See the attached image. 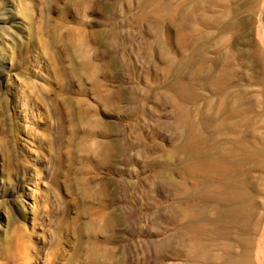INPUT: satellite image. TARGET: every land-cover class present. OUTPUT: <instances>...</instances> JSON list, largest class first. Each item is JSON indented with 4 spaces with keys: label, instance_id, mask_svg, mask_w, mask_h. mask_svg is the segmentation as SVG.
<instances>
[{
    "label": "rangeland",
    "instance_id": "374dc122",
    "mask_svg": "<svg viewBox=\"0 0 264 264\" xmlns=\"http://www.w3.org/2000/svg\"><path fill=\"white\" fill-rule=\"evenodd\" d=\"M88 1L0 0V264L198 263L176 253L187 223L177 208L188 200L199 205L189 199L196 181L182 170L190 158L180 147L190 121L207 147L224 136L214 125L218 112L200 116L205 99L216 103L218 97L195 75L204 61L199 54L213 60L217 54L206 46L226 39L225 56L238 52L225 70L230 91L242 92L247 117L263 121L264 0L253 13L240 9L251 0ZM234 19L241 27L218 35V27ZM78 30L97 68L95 83L78 71L82 62L69 49ZM252 50L254 56H246ZM189 57L195 69L182 66ZM192 93L201 97L197 103ZM84 110L92 130L81 122ZM261 121L258 134L264 133ZM91 142L108 147L84 150ZM258 174L253 180L264 189ZM254 201L264 228L263 191ZM259 238L254 261L264 264V230Z\"/></svg>",
    "mask_w": 264,
    "mask_h": 264
},
{
    "label": "bare ground",
    "instance_id": "6f19581e",
    "mask_svg": "<svg viewBox=\"0 0 264 264\" xmlns=\"http://www.w3.org/2000/svg\"><path fill=\"white\" fill-rule=\"evenodd\" d=\"M208 2H209V4H211L210 1H208ZM213 2H216V1H213ZM217 3L220 4V2H217ZM203 4H205V3H203ZM159 5H160V8H162L161 4H159ZM221 5L223 6V4H221ZM257 5H258V0H251L250 2H247L242 7H240V9H243L246 12H250V13L252 12L253 13L256 11ZM207 6H208V4H207ZM194 11H195V8L194 9H186L187 13H185V15L188 14L187 16H191L194 13ZM183 14H182V16H183ZM195 17L197 18V15ZM212 17L213 16H211V18ZM183 18H185V17H183ZM193 18H194V16H193ZM224 18H226V17H224ZM220 20H223V18H221ZM200 22H198V23H200ZM221 22L222 21H220V23ZM211 23H213V22H211ZM220 23H217V25ZM225 24H227V23H225ZM215 25H216V22H215ZM197 26L199 27V25H197ZM203 26H204V24H203ZM210 26H212V25L210 24ZM240 27H241V23H239V20H235L234 23H232L230 25H224V26L218 27V32H219L218 35L223 34L224 32L231 30L232 28L235 29L234 31H237ZM195 30H196V28H195ZM197 30H199V29L197 28ZM79 31L80 30H78V32ZM177 31H178L177 36H179L178 37L179 41L183 42L184 45L185 44L187 45L188 40H187L185 34L183 33V31H181L180 29H178ZM230 32H232V31H230ZM230 32H227V33H230ZM76 33H73V36ZM82 33L84 34V31ZM82 33H80V32H79V34L77 33L79 35V37L76 39L68 38L71 40L69 42L70 43L69 49L74 55L78 56V58H80L79 61L82 62V63H80L81 65H77L78 71L80 70L82 72V74H85L86 78H87V76L89 78H92V80H91V82H92L95 79L94 78L95 75L98 76V74H96L97 68L94 65V63L92 62L93 60H91L92 59L91 56H89L91 54H89V52H88V49H87L88 45L86 43V40L83 37L80 38V34H82ZM194 34H198V32H194L193 35ZM84 36L86 37L85 34H84ZM200 37H201V35H200ZM237 44L238 43H236V45H234V46H230V49L234 48L236 50ZM260 45H261V43H260ZM227 46H229V44H227L226 39L225 40H221V39L217 40V43L215 46L207 45L205 51L209 52V51H212V49H213L216 52L217 57L216 58L213 57V60H212V59H208L209 56L204 55V52L202 54H199V55H201L204 59V61L202 60L203 65L206 66L205 62L210 61L213 66L211 67V69L210 68L207 69V68H205V66L201 65L202 67L195 70V75L197 76V78H199L198 81H200V85L202 86V89H205L208 91L210 90V91H212L214 96L218 97V101L216 103H214V101L211 98L205 99L206 104L204 105V107H203L204 109H202L203 111L200 113V116L204 117V116H206L207 113H209V115H213V113L218 112L219 113L218 116H220V119H219L218 123L216 122L217 125L216 124H214V125L220 129L219 131H220L221 135H224V136H222V138L218 142L217 146L207 147L206 143H205L206 139H205V136L203 133H201L199 135V134H193L191 132L194 130V128L197 127V124L194 123V121H190V123H189L190 125H189V127H187L188 132H187L186 140H185L184 144L180 147V150L182 152L186 153V155H188V157L190 158V160L187 163H185L186 165L184 166V169H182V170H184L186 175H188L189 177H191L192 179H194L196 181V185L193 189L194 193L193 194L190 193L191 195L189 194V199L195 198L194 200H197L199 202V205L194 206V205H192L191 201L188 200V202L186 203L185 206H183V207L180 206L177 208L179 215L181 217H183L184 219H186L187 223H185V225L183 224L184 226L182 227V230H181V233L185 239L184 247L180 250H177L176 253L179 254L182 258H184L186 261H194L193 263L198 262L199 264H201L199 261H203V260L205 262H209L211 264H255L254 256H256L257 251H258L257 249L260 246L259 245V241H260L259 237L261 236V230H264V228L261 227L263 218L261 219V217H258V214H257L258 205L254 201L255 196L261 194L262 191L264 193V189H261L259 186H257L259 184L256 185L255 181L253 180V176H254L253 174L256 172H259L261 174H258L260 176L257 178V180L260 181V183L262 181L264 182V165H262L264 163V136H262V135H264V133L263 134L261 132H260V134L257 133L258 131H257L256 126L258 125L257 124L258 121H261V119H256V117L252 118L253 116L250 118L247 117V115L249 116L250 111L244 110V108L246 109V107L243 108L242 103L244 100L243 99L244 96H243L242 92L240 91L241 93L236 94V93H231V91H230L231 86L228 85V83L230 81L231 76L228 74H225V70L227 67L230 66L231 63H234V61L233 62H231V61L236 56H238V52L237 53L235 52L233 54V56H231L232 58L226 57L225 54H226V49L228 48ZM204 47H205V45H204ZM195 48H193V49H195ZM193 51H195V50H193ZM197 53L198 52H196V51L194 52V54H197ZM227 53H228V51H227ZM245 54H247L246 56L253 57L255 54V51L252 50L250 53L245 52ZM244 56L242 54V57H244ZM242 57H241V59H242ZM193 58L194 57H192V58L189 57V58H187V60H186V58H184L185 61L182 63V66H184V68H188V69H195L194 68L195 62H194ZM206 58H207V60H206ZM238 58L239 57H237L236 59H238ZM245 59H246V57H245ZM245 59H243V61ZM170 64H171V61H168L167 72H169V73L171 72ZM235 64L236 63H234V65ZM232 65H231V67H232ZM260 66H261V64H260ZM213 68H215V69H213ZM235 68H236V66H235ZM214 70H217V74ZM76 72H77V70H76ZM233 73H234V71H233ZM78 74H76V75H78ZM240 74H241V72H240ZM242 75H247V74H242ZM247 79H250V77ZM240 80H242V79H240ZM174 81H176V80H174ZM231 81H230V83H231ZM94 83H95V81H94ZM253 84H251V85H253ZM242 87H243V85H242ZM33 91H35V90H33ZM249 91L248 92L246 91V92L251 94V91L250 92ZM246 95H248V94H246ZM31 96H33V95H31ZM200 98L201 97L199 96L198 93H192L190 100L192 102L197 103ZM44 102H42V103H44ZM58 102H59V100H58ZM255 103L256 102H254V104ZM254 104H253V106H254ZM51 105H55V101L51 102ZM79 106L82 109V107L85 105H83V106L79 105ZM252 108H254V107H252ZM252 108H250V109H252ZM87 109H89V108H87ZM90 109H91V105H90ZM91 111H92V109H91ZM84 112H85V110H84ZM84 112L82 113V116H81L82 124L88 125L89 128L90 127L94 128L93 121L90 119L89 115L86 114V112L85 113ZM212 118H214V117H212ZM215 118L218 119V117H215ZM203 119H202V121L204 122L205 120H203ZM210 120H211V116H210ZM57 121H60V120H57ZM261 122L264 124V120ZM204 125H206V124H204ZM91 128L89 130H92ZM185 128H186V126H185ZM206 128H207V126H206ZM74 130H76V129H74ZM85 130L86 129H84V131ZM199 130L200 129H198V131ZM245 130H247V132L251 133V137H247L243 134L245 132ZM73 132L75 133V131H73ZM74 133H73V135H74ZM86 133H85V135H88ZM90 133H92V132L90 131ZM225 134H227V135H225ZM94 137H95V135H94ZM93 138H91V140ZM210 140H208V141H210ZM92 141H94V140H92ZM210 143H211V141H210ZM210 143L208 142V144H210ZM106 146L108 147V145H103V144H98L96 142H91L88 145H83V149L86 151H89L92 149L97 150V148H99V149H101L103 147L106 148ZM91 153H93V152H91ZM193 204H195V203H193ZM102 216H105V215H102ZM180 220H181V218H180ZM96 229H98V228H96ZM97 231L98 230H96V232ZM262 243H264V242H262ZM260 244H261V242H260ZM93 246H94V244H93ZM218 246H220V248ZM215 247L217 249L219 248L220 250H218V251H220V252L214 254L213 252L215 250L214 249ZM256 247H257V249H256ZM96 249H98V247ZM96 249L93 250V252L91 253L93 261H96L99 257V253H98L99 250L97 252ZM105 252H107V251H105ZM260 253H261V251H259V254ZM108 254L109 253H106V255H108ZM177 254H176V256H177ZM259 258L260 257H258L257 261H259ZM261 262H264V261H261ZM198 263H195V264H198ZM258 263H260V262H258Z\"/></svg>",
    "mask_w": 264,
    "mask_h": 264
}]
</instances>
